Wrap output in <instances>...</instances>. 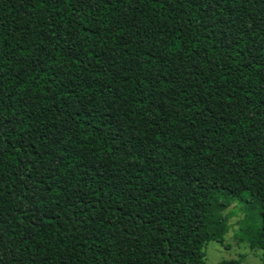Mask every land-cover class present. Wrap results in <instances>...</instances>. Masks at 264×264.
<instances>
[{
  "label": "trees",
  "instance_id": "trees-1",
  "mask_svg": "<svg viewBox=\"0 0 264 264\" xmlns=\"http://www.w3.org/2000/svg\"><path fill=\"white\" fill-rule=\"evenodd\" d=\"M215 192L264 236V0H0V264H203Z\"/></svg>",
  "mask_w": 264,
  "mask_h": 264
},
{
  "label": "rangeland",
  "instance_id": "rangeland-1",
  "mask_svg": "<svg viewBox=\"0 0 264 264\" xmlns=\"http://www.w3.org/2000/svg\"><path fill=\"white\" fill-rule=\"evenodd\" d=\"M256 195L234 200L221 192L208 206L209 234L202 245L203 264H264V236Z\"/></svg>",
  "mask_w": 264,
  "mask_h": 264
}]
</instances>
